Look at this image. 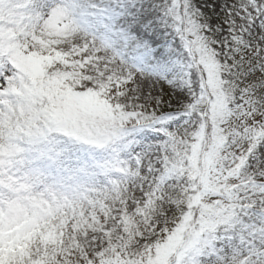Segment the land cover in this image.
I'll list each match as a JSON object with an SVG mask.
<instances>
[{
	"label": "snow or ice",
	"instance_id": "1",
	"mask_svg": "<svg viewBox=\"0 0 264 264\" xmlns=\"http://www.w3.org/2000/svg\"><path fill=\"white\" fill-rule=\"evenodd\" d=\"M0 264H264V0H0Z\"/></svg>",
	"mask_w": 264,
	"mask_h": 264
}]
</instances>
